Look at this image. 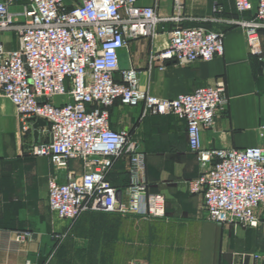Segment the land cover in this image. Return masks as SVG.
Wrapping results in <instances>:
<instances>
[{
  "label": "built area",
  "instance_id": "built-area-1",
  "mask_svg": "<svg viewBox=\"0 0 264 264\" xmlns=\"http://www.w3.org/2000/svg\"><path fill=\"white\" fill-rule=\"evenodd\" d=\"M243 14L254 10L250 0H233ZM0 0V34L13 33L19 47L6 49L0 40V93L16 108L23 132L32 118L47 122L45 140L30 154L51 160L49 208L58 219L73 222L87 212H106L158 219L166 214L163 194L150 193L146 156L131 130L110 127L116 102L136 108L142 117L171 115L187 126L190 149L203 168L185 184L200 195L209 221L256 229L264 224V147L204 149L202 132L213 127L226 109V83L161 99L142 91L134 68L121 70L120 51L138 38H154L158 25L172 22L170 44L154 60L182 66L209 62L224 55V34L186 27V0H173V15H158L160 0ZM21 7L15 11L13 8ZM251 54L263 55L264 0L255 17L237 23ZM152 59V61H154ZM122 80L116 81L115 74ZM57 102V100H59ZM127 156L130 183L123 189L108 179L117 158ZM80 161L83 173L70 169ZM63 174L64 181H62ZM59 233H55L58 237ZM16 232L15 242L31 238ZM264 264V255H247Z\"/></svg>",
  "mask_w": 264,
  "mask_h": 264
},
{
  "label": "crops",
  "instance_id": "crops-1",
  "mask_svg": "<svg viewBox=\"0 0 264 264\" xmlns=\"http://www.w3.org/2000/svg\"><path fill=\"white\" fill-rule=\"evenodd\" d=\"M250 1L254 10L241 14L233 0H186L184 26L224 34V55L212 61L186 66L172 62L161 69L154 58L168 48L172 22L160 23L154 38L133 39L119 53L121 70L136 69L140 89L161 99L219 80L226 83L228 106L217 114L213 127L202 132L204 149L264 147V51L261 57L251 54L237 25L255 17L259 0ZM154 2L141 0L140 5ZM158 15L171 17L173 0H160ZM0 40L8 50L19 47L13 33L0 34ZM115 79L122 80L120 72ZM29 124L31 130L23 132L15 106L0 93V264H46L53 236L69 223L50 211L48 184L55 169L49 158L30 154L31 146L45 136L41 128L35 138L34 123ZM110 127L131 130L146 156L148 190L164 195L166 214L152 219L87 212L77 222L78 239L90 232L93 247L107 254V264H258L247 255H264V224L253 229L209 221L202 196L188 190L185 182L198 178L203 168L190 149L184 122L171 115L143 118L142 106L116 102L110 109ZM70 169L83 173L80 161H71ZM130 177L129 158H117L109 181L123 189ZM22 231L32 236L16 243L15 234Z\"/></svg>",
  "mask_w": 264,
  "mask_h": 264
},
{
  "label": "rangeland",
  "instance_id": "rangeland-1",
  "mask_svg": "<svg viewBox=\"0 0 264 264\" xmlns=\"http://www.w3.org/2000/svg\"><path fill=\"white\" fill-rule=\"evenodd\" d=\"M80 218L69 222L67 230L59 233L58 237L53 236L54 243L46 264H99L100 260L107 264V254L93 247V235L90 232L81 234L82 237L78 239L75 229Z\"/></svg>",
  "mask_w": 264,
  "mask_h": 264
},
{
  "label": "water",
  "instance_id": "water-1",
  "mask_svg": "<svg viewBox=\"0 0 264 264\" xmlns=\"http://www.w3.org/2000/svg\"><path fill=\"white\" fill-rule=\"evenodd\" d=\"M30 122H33V128L35 130V138L38 139L39 134H40V129L45 128L48 124L46 121L39 119V118H32Z\"/></svg>",
  "mask_w": 264,
  "mask_h": 264
}]
</instances>
